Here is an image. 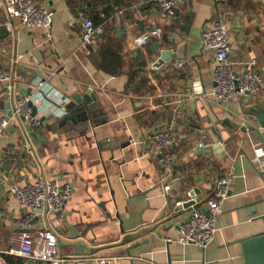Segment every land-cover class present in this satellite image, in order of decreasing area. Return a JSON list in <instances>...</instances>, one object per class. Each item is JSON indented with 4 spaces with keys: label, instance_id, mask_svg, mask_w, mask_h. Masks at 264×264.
Here are the masks:
<instances>
[{
    "label": "crops",
    "instance_id": "0c3cea01",
    "mask_svg": "<svg viewBox=\"0 0 264 264\" xmlns=\"http://www.w3.org/2000/svg\"><path fill=\"white\" fill-rule=\"evenodd\" d=\"M34 1L55 13L51 38L16 25L14 34L0 41V78L23 77L10 101L0 82L1 115L7 116L11 101L29 96L38 78L68 104L91 88L99 107L65 125L56 119L37 129L9 123L0 140L5 183L0 188V264H38L6 254L9 233L25 215L7 188L41 177L72 188L64 222L47 209L38 211L36 219L37 226L55 229L63 256L112 259L111 264H245L238 241L264 231V143L258 137L264 132L256 117H264V90L222 107L200 101L195 86L205 93L214 84L213 55L203 49L201 35L218 20L229 30L231 60H256L264 77V0H192L175 21L165 19L152 0ZM0 14L5 17L3 9ZM88 18L104 28L97 51L82 47V24ZM154 27L163 29L162 36L138 47L136 41ZM174 39L177 45H172ZM157 45L172 52L186 45L185 66L177 68L180 60L173 59L156 67ZM108 51L122 59L117 76L99 67L100 54ZM225 120L246 132L229 128ZM170 123L179 144L168 178L148 149L152 133ZM36 132L35 140L31 134ZM203 134L208 144L214 146L216 139L223 146H211V155H194ZM236 146L235 179L214 241L203 251L179 243L180 224L191 210L176 202L197 190L205 203ZM73 229L80 235L75 240ZM126 237L130 241L122 245Z\"/></svg>",
    "mask_w": 264,
    "mask_h": 264
},
{
    "label": "built area",
    "instance_id": "2783aa9c",
    "mask_svg": "<svg viewBox=\"0 0 264 264\" xmlns=\"http://www.w3.org/2000/svg\"><path fill=\"white\" fill-rule=\"evenodd\" d=\"M159 13L169 21H175L182 7L190 6L192 0H152ZM0 9L4 11V23L10 35L14 34L15 26L26 30H41L51 38V27L55 13L40 6L34 0H0ZM103 17V16H102ZM104 28L97 26L93 19L88 18L82 24V47L97 51ZM163 34L161 27H154L136 41L138 47L147 46L152 39H159ZM203 49L213 55L214 71L213 86L209 92H202L196 83L198 99L212 101L225 107L237 98H246L264 90V77L258 69V62L236 63L230 58L229 30L223 20L215 21L201 35ZM185 66V61L176 62L177 68ZM23 79L20 75L0 78L4 85L7 101L13 97L15 84ZM90 90H92L90 88ZM13 99V98H12ZM68 104L62 94L47 84L42 78L33 82V92L15 102L13 115L0 113V140L7 134L9 123L28 124L37 129L42 126V117L62 116L61 109ZM33 106L37 115H33ZM148 153L158 156L160 167L169 178L172 175L177 159L175 152L179 137L175 132L174 123L150 136ZM213 146L207 143L204 135L199 143L200 149ZM235 166L232 165L223 175L218 177L213 187L212 196L201 203L200 195L194 190L186 193L175 206L191 210V213L180 224L179 243L193 245L202 251L214 241L218 232L217 222L223 214V204L229 198L235 179ZM4 178L0 172V188L4 186ZM8 193L17 201L25 215L18 228L10 231L8 237L7 255L20 256L38 264H111L112 259L86 256H63L60 252L58 235L52 227L37 226L38 211L47 209L52 212L59 223L65 220V208L70 198L72 188L61 184L58 180L39 178L33 183L23 186L10 185Z\"/></svg>",
    "mask_w": 264,
    "mask_h": 264
},
{
    "label": "water",
    "instance_id": "95a60500",
    "mask_svg": "<svg viewBox=\"0 0 264 264\" xmlns=\"http://www.w3.org/2000/svg\"><path fill=\"white\" fill-rule=\"evenodd\" d=\"M9 37H10V32L8 31V29L5 26L3 15L0 14V41L6 40ZM165 40H166V38H165ZM172 45H177L176 39H174L172 41ZM160 48L161 47L158 45L153 47V49H154L153 51H154V53H156V55L158 57V60L156 62V67H158V68L165 65L168 62H171L173 59L183 61L186 58V45L178 46L176 52H172L171 49L160 50ZM14 107H15L14 101H11L6 107L8 120H10L12 118ZM98 107H99V104L97 102L96 95L93 93L92 90H88L87 93L84 95H77L76 97H73L72 101L70 100V103L65 105L61 109V111L63 112L62 116L58 117V116L53 115L51 117H42L41 123L43 124L46 121L56 119V121L58 123H60V125H65L66 123L73 121L74 119H77L78 115H80V114H81V116H83V118H86L87 115H85V113H88V115H89V112L91 113L92 111L98 109ZM33 115L34 116L37 115V108L34 106H33ZM256 117H258V119H260V121H261L260 122V128L263 130L262 132H264V117H261L260 115H257ZM224 124L227 125L231 129H233V127H237L241 130V132H246V127H243L239 123H230L229 121L225 120ZM20 125H22V124H20ZM214 130L216 131L217 134L219 133V129L215 128ZM37 135H39V132L31 134V136L35 140H36ZM202 136H204V134ZM234 137H235V135L232 134L230 139L233 140ZM258 137L262 141V143H264V139H263L264 134L259 132ZM221 141H223V140H221ZM199 143H200V141H198L194 145V149L192 152L194 155H204V154L205 155H211V151L213 149H218L219 147L223 146L220 144V141H216V139L214 141L215 145L212 147L213 149L211 147L206 148V149H200ZM235 145H236V143H235ZM236 151H237V146L234 149V153L230 154L231 161H230V164L227 167V169H229L233 165V159L235 158ZM261 177L264 181V172L261 173ZM195 193L199 194V192L197 190H195ZM260 220H262L264 222V216L260 217ZM81 235L85 236V233H81ZM72 236H73L72 237L73 240L80 237V235L76 229L72 230ZM127 238H130V237H126V238L122 239V241H121L122 245H123V243L130 241ZM58 242H59V248H60V238L59 237H58ZM238 244H240L242 247L245 264H264V231L253 236V237H248L246 239L240 240V241H238ZM106 264H108V263H106Z\"/></svg>",
    "mask_w": 264,
    "mask_h": 264
},
{
    "label": "trees",
    "instance_id": "16d2710c",
    "mask_svg": "<svg viewBox=\"0 0 264 264\" xmlns=\"http://www.w3.org/2000/svg\"><path fill=\"white\" fill-rule=\"evenodd\" d=\"M121 64H122V59L119 57L117 53L113 54L110 51H108V53L100 54L99 67L102 71H104L105 73L111 76H117L121 73V69H122Z\"/></svg>",
    "mask_w": 264,
    "mask_h": 264
}]
</instances>
